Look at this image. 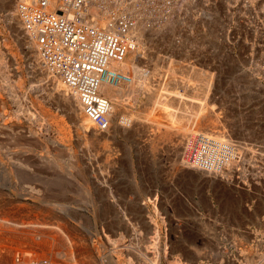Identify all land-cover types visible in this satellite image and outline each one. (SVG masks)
Wrapping results in <instances>:
<instances>
[{
	"label": "rangeland",
	"instance_id": "obj_1",
	"mask_svg": "<svg viewBox=\"0 0 264 264\" xmlns=\"http://www.w3.org/2000/svg\"><path fill=\"white\" fill-rule=\"evenodd\" d=\"M7 1L13 3L11 7L0 8V48H3L2 52H5L3 54L5 60H7L5 68L7 72L5 71L4 77L6 79L8 76L6 80L11 86L10 89L19 91L18 93L22 100L16 105L13 99L10 96L8 97L9 92L5 93V90H0V93L7 99L5 107L1 108L2 110L0 109V116L2 114L1 117H6L3 121H9L14 126H18L14 132V137L8 136L0 139V167L3 160L13 170L25 169L33 171L36 169L35 171H37L40 169L41 171H47L46 169L51 168L55 172L59 171L58 173L63 175H60V178L56 177L57 183L54 180L47 181L44 178L42 179L43 184L40 183L47 188L51 187V185L60 188V198L62 199L64 198L63 186H66L65 182L68 183L63 178L65 173L67 174V165L64 164H68L71 161L74 166L72 169L73 175L77 178L74 176V183H71L73 188L70 191L71 205L69 206L72 208L70 210H72L73 215L80 220L83 219V223L85 222V232H90H84V234L88 239L91 238L89 241H98L99 246L102 238L101 241L104 240L103 243L109 249H112L113 246L110 240L107 239L108 237L100 235L102 237L99 238L95 234L96 221L94 222L95 219L91 215V200H89L91 182L97 179L95 177L97 176L101 182L104 179L108 180L107 186L111 185L113 187L119 181L129 188L133 186L131 188L132 199H129V201H136L134 208L137 211L136 218H134L136 220H132L138 227L137 230L140 235L139 242H137L138 248L141 250L140 264H152L150 260L152 261L157 256H161L163 264H172L170 261L177 257L180 258V254L183 256V253H187L186 255L189 256L184 258V262H187V264H264V187L261 184L264 182V0H176L178 1V8L172 11L167 19L150 22L149 24L152 26H146L148 23L144 24L145 27L143 28L146 32H143V36L141 35L142 33H138V38L142 41V49L135 53L133 60L145 68L154 84H159L163 80L166 87H161V89L156 91V99L150 100L149 96L143 93L144 95L142 94L139 102L134 104H137L136 110L142 113L134 110L132 112L133 117L137 113L145 123L138 125L136 124L137 121L134 123L135 129L139 127V130H134L132 125L128 127L127 131H124L122 129L123 126L118 124L120 120H115L114 122L118 126H114L116 123L112 122L114 128H116H113V133L108 131L99 132L89 123L79 122L75 117L71 118V112L66 110L67 108L64 106L62 98L61 90L64 85L60 83L54 84L52 82L53 79L50 78L51 75L48 76V73H44L48 68L44 67L40 58L37 57L36 44H32L34 51L29 53L28 49H26L28 44H24V41L28 35L22 28L23 24L19 21L20 18L17 15L16 8L20 0ZM16 22L19 25L15 24V26H20L21 24L19 31L16 30L18 27L16 29L15 26L13 27ZM4 39L8 40L5 41ZM4 42L11 45L12 48H9ZM161 42L162 44H159ZM33 43H36V41ZM167 51L169 52L166 53ZM171 54L179 58V60L182 59L185 66L175 69L178 79L173 82V84L176 83L175 85L172 83L167 84L168 79H166V73L164 74L162 71L163 68H160L162 73H159L157 68L156 71L158 72L155 71V64L159 63L162 65L161 59H167ZM48 70L50 71V69ZM180 73L181 75H179ZM152 75L155 76L152 77ZM23 79L25 83L22 82ZM21 83H24L23 86L25 85V88L21 89L19 87ZM35 87L36 89H34ZM120 101L122 102L121 99ZM123 105L127 108H124V113L121 112L120 115H130L134 105L130 101L125 102ZM41 106H48L53 111L66 117L65 119L69 121L68 124L72 129V138L69 137L66 140L60 137L62 135L57 133L55 126H53L55 130L50 128V131H48L53 136L52 138L45 140L46 138L39 135L44 128V115L42 108H40ZM17 109H21L22 112L19 117H16V113L14 114L13 112H16ZM165 109L168 113H165ZM11 117H14V119ZM208 119L209 121L207 122ZM156 120L158 122L161 121V123L159 124ZM212 122L216 123V125ZM215 126L221 131L216 128L215 131ZM166 127L170 131L168 136L163 135ZM183 128L184 130L182 131ZM29 129L31 131L34 130L36 134L31 135L28 132L30 131ZM195 129L203 132L215 131L217 133L218 131L223 133L226 139L230 138L231 141H234V145L244 146L243 149H246L247 157L238 163L239 167L235 165L231 167L230 172L227 170L228 172L226 171L222 175L218 172L209 174V176L207 175L208 173L200 175L195 168H186L185 164L181 162V153L183 152L184 143L187 142L186 138L188 136L186 135ZM154 132L156 134L161 133L155 140ZM58 134H60L59 137ZM85 136L87 137L85 138ZM181 136L184 137L182 138ZM33 138L34 140H32ZM72 139L74 140L71 141ZM30 141L31 147L29 145L21 146L18 143L27 144ZM174 142H176L175 145L173 144ZM28 146L30 148L26 149L27 153L23 149ZM204 148L205 146H203ZM74 151L76 152L74 153ZM176 152H179L178 155ZM80 154L81 156H79ZM39 155L40 158L44 157V159H48L47 157L58 158L60 156L58 161L59 159L62 160L59 163L63 169L59 166L57 167L54 163L53 167L51 163L47 165L43 162L46 166L43 165ZM89 155L92 156L89 157ZM112 157H115V160ZM121 159L125 162L124 169L118 167L119 165L116 163ZM84 161L86 164H84ZM94 162L97 164H93ZM106 163L107 165L105 166L104 164ZM24 165L27 167H24ZM97 165L99 166L98 168H96ZM178 169L180 171H177ZM94 171L96 172L94 173ZM44 173L46 172L41 174L44 175ZM115 173L118 180L115 178V181H113L112 177ZM85 176H87V179ZM153 178L154 180H152ZM45 186L44 190L39 193L40 196L47 194L48 189H45ZM4 196L9 200L7 195ZM61 202L64 201L61 200ZM257 211L260 212L258 213ZM122 212L124 214V210ZM81 214L84 215L82 216ZM99 224L102 226L101 222ZM154 225L159 228L158 231L161 234L159 235V241L155 238ZM116 237L118 238L119 235L114 238ZM153 239L157 241H153ZM8 240L7 243L9 242L8 245L11 246L12 241ZM180 244L182 250L174 251L175 248L180 250ZM100 248L103 252V247L101 246ZM166 248L168 249L169 260L164 258Z\"/></svg>",
	"mask_w": 264,
	"mask_h": 264
},
{
	"label": "bare ground",
	"instance_id": "obj_2",
	"mask_svg": "<svg viewBox=\"0 0 264 264\" xmlns=\"http://www.w3.org/2000/svg\"><path fill=\"white\" fill-rule=\"evenodd\" d=\"M12 1V0H11ZM16 1V0H14ZM21 1V0H20ZM20 1L17 3V15L19 16L21 21L20 23L23 24V29L24 31H26V34L28 35V37L25 39V43L24 44H28L27 48L28 52H32L34 51L32 44H36L37 46V57L40 58V54H39V49H38V45L37 42L33 43L34 41H36L35 39H33L31 37V35L29 34V32L27 31L24 22L22 20V18L19 15V5H20ZM60 1H62L64 3L63 0H50V4L48 6V10L49 11H53L56 8V3L59 5ZM178 1L175 0L174 3H170V4H154V3H150V1L147 0H131L129 2H127V0H96L90 4H87V10L89 11V13L94 16V20H96V22L98 24H100L103 28H110L109 25H111V27H115L116 24L113 21V14H116L114 11L119 10L120 12H122V14L124 13H131L133 15V17L135 18V26L133 28V31L136 32L134 34H141L142 36L144 35L143 32L145 33L146 31H144V28L146 23V26H152L151 24H149L150 22H154L157 20H163V19H167L172 11H174L175 9L178 8ZM200 2V1H199ZM11 4L13 3H9L7 0H0V8H7V7H11ZM204 4V2H203ZM194 5V3H193ZM201 5V4H200ZM208 5V4H207ZM257 5V4H256ZM81 8H84V6L82 5ZM9 10V9H8ZM15 11V10H14ZM119 16V15H118ZM115 17V16H114ZM206 17V16H205ZM13 20V19H12ZM15 24H18L17 22L13 24V27L15 26ZM20 24V26H21ZM19 25V24H18ZM144 25V26H142ZM20 26H15V29L18 27L21 28ZM172 26V25H171ZM205 26V25H204ZM157 28V27H156ZM155 28V29H156ZM209 28V27H208ZM22 29V31H23ZM155 29H153V31H155ZM15 30V31H16ZM149 30V29H148ZM175 30V29H174ZM17 31V32H18ZM20 31V32H22ZM19 33V32H18ZM21 34V33H20ZM152 34V33H151ZM19 36V34H17ZM25 35V34H24ZM152 36V35H151ZM150 36V39H151ZM155 36V35H154ZM140 37V36H139ZM9 38V37H8ZM142 39V38H141ZM168 39V38H167ZM2 40V39H1ZM5 40V39H4ZM8 39H6L5 41H7ZM152 40V39H151ZM6 43V42H4ZM9 43V42H8ZM23 44V45H24ZM159 44H162L159 43ZM180 44V43H179ZM6 45L10 48H12L11 45L7 44ZM25 47V46H24ZM158 47V46H157ZM148 48V47H147ZM146 48V49H147ZM167 48V47H166ZM3 49V48H2ZM2 49L0 48V90L4 91L5 93H8V97L10 96L13 101L17 104H19L21 102V96L19 95V91H16V89L14 91H12L11 86H9V84L7 83L8 81L6 80L8 78L5 79V68L7 66V60H5L4 51L2 52ZM140 49H142V41L139 40L138 38V44L136 46V48L134 50H131L126 58L120 62V63H116L114 65V68L117 73L115 74V78L113 79H108L105 80L102 85H101V94L103 96H105L106 98H108L111 102V114H110V124H111V128L109 130H107L109 133H113V128L114 126H118L116 122H114L115 120H120L118 124H121L119 126H123L122 129H124V131H127L129 126H134V123L136 122V124H145L143 122L140 115L135 114L133 117V111L136 110V105H134L136 102H139L141 96L143 93L147 94L149 96L150 100L156 99L155 98V93L158 89H161V87L163 88L166 84L163 82V80L160 81L159 84L152 82L151 76L149 77V74L146 72L145 68L139 64H137L134 60H133V56L135 55V53H137ZM151 49V48H150ZM149 49V50H150ZM16 51V50H15ZM147 51V50H146ZM153 51V50H152ZM178 51V50H177ZM14 52V51H13ZM161 52V51H159ZM158 52V53H159ZM169 51H167L166 53H168ZM165 53V52H164ZM175 53V52H174ZM11 54V53H10ZM15 54V52H14ZM143 54V53H142ZM9 55V54H8ZM7 55V57H8ZM13 55V54H12ZM11 55V56H12ZM146 55V52H145ZM144 55V56H145ZM150 55V54H149ZM157 55V54H156ZM167 55V54H166ZM174 55V54H173ZM143 56V55H142ZM165 57V55H163ZM13 57V56H12ZM137 57V56H136ZM167 57V56H166ZM180 57V56H179ZM10 58V57H9ZM145 58V57H144ZM159 58V56H158ZM183 58V57H181ZM160 59V58H159ZM39 60V62H40ZM137 60V59H136ZM10 61V60H9ZM8 61V62H9ZM18 61V60H17ZM162 61V65H160L159 63L155 64V71L156 68L159 70L160 72V68H163L162 71L164 72L166 79H168L167 84H173V82H176L177 79V71H175V69H178L183 65V61L182 59L179 60V58H177L176 56H172L169 55L167 57V59H161ZM182 61V62H181ZM42 62V61H41ZM37 63V62H36ZM139 63V62H138ZM149 64V63H148ZM11 65V64H10ZM185 67V66H184ZM183 67V68H184ZM187 67V66H186ZM182 68V69H183ZM47 71L44 73H48V76L51 75L50 78L53 79V83L57 84L60 83L62 85H64V87L62 88L61 92H62V98H63V102H64V106L67 108L66 110H70V115L71 118L75 117V119L79 120V122H87L90 125H92L95 129H97L99 132V128L97 127V125L88 117V115L85 112V108H84V104L83 101L81 99V96L79 94V91L77 88L67 84L65 81H63V79L56 75L53 74V72L48 69H46ZM10 71V70H9ZM179 71V70H178ZM7 72V71H6ZM158 72V71H156ZM155 72V74H156ZM186 72V71H185ZM119 73V74H118ZM204 73V72H203ZM19 74V73H18ZM12 75V74H11ZM181 75V73L179 74ZM155 76V75H154ZM152 75V77H154ZM162 76V75H161ZM188 76V75H187ZM212 76V75H211ZM216 76V74H215ZM185 77V76H184ZM189 77V76H188ZM195 77V76H194ZM197 77V76H196ZM19 78V77H18ZM154 79V78H153ZM165 79V81H166ZM15 80V79H14ZM157 80V79H155ZM181 80V79H180ZM215 80V79H214ZM10 81V79H9ZM24 82V79L23 81ZM159 82V81H158ZM208 82V81H207ZM25 83V82H24ZM23 83V84H24ZM181 83V82H180ZM209 83V82H208ZM23 84L21 83V85L19 86L21 89L25 88L23 86ZM35 84V83H34ZM39 84V83H38ZM176 84V83H175ZM173 84V85H175ZM183 84V83H182ZM218 84V83H217ZM18 85V84H17ZM216 85V84H215ZM36 86V85H35ZM179 86V85H178ZM177 86V87H178ZM37 87V86H36ZM36 87L34 89H36ZM39 87V85H38ZM166 87V86H165ZM182 87V86H181ZM60 88V87H59ZM175 88V87H174ZM70 89V90H68ZM11 92H10V91ZM68 90V91H67ZM178 90V89H177ZM180 90V88H179ZM35 92V91H34ZM185 93V92H184ZM183 93V94H184ZM172 94V93H171ZM177 94V93H176ZM6 95V94H5ZM144 95V94H143ZM205 95V94H204ZM180 96V94H179ZM194 97V96H193ZM176 98V97H175ZM120 99L122 100V102L120 101ZM148 99V100H149ZM10 100V99H9ZM203 100V99H202ZM11 101V100H10ZM36 101V99H35ZM61 101V100H60ZM130 101V103H132L134 106H132L133 110L130 111V115L129 114H121V112L124 113L123 109L127 108L125 107L123 104L125 102ZM160 101V100H159ZM23 102V101H22ZM33 102V100H32ZM50 102V101H49ZM197 102V101H196ZM7 103V99L6 97L3 96V94L0 93V109L4 108L5 105ZM155 103V102H154ZM179 103V102H178ZM28 104V103H27ZM58 104V103H57ZM174 104V103H173ZM42 105V104H39ZM171 105V104H170ZM19 107V106H18ZM150 107V106H148ZM155 107V106H154ZM219 107V106H218ZM20 108V107H19ZM40 108H42L43 110V115H44V128L43 131L41 133H39L40 136H43L44 138H46L45 140H47V138H52L53 136L50 134V128H53V126H55V129L57 131V133H60L64 139H69V137L72 138V129L70 127V125L68 124L69 121H67L62 114L53 111L51 108H49L48 106H41ZM160 108V107H159ZM166 108V107H165ZM39 109V108H38ZM130 109V107H129ZM167 109V108H166ZM166 109L164 111H166ZM174 109V108H173ZM180 109V108H179ZM2 110V109H1ZM5 110V109H4ZM15 110V109H14ZM160 110V109H159ZM219 110V109H218ZM11 111V110H10ZM170 113V109L168 110ZM174 111V110H173ZM211 111V110H210ZM1 112V111H0ZM5 112V111H3ZM9 112V110H8ZM15 116L19 117L22 113L21 109H17V111H13ZM40 112V113H41ZM138 113H142L139 111H135ZM176 112V111H175ZM192 112V110H191ZM194 112V111H193ZM218 112V111H217ZM30 113V112H29ZM146 113V112H145ZM165 113H168L167 111ZM208 113V112H207ZM8 114V113H7ZM13 114V115H14ZM151 114V113H150ZM179 114V113H177ZM12 115V116H13ZM87 115V116H86ZM162 115V114H161ZM160 115V116H161ZM164 115V114H163ZM168 115V114H167ZM213 115V114H212ZM228 115V114H227ZM2 116V114H1ZM0 116V139L5 138V137H14L15 135V131L18 128V126H14V124L12 122H5L3 121V119H5L6 117H1ZM8 116V115H6ZM217 116V115H216ZM43 117V116H42ZM41 117V118H42ZM69 117V116H68ZM143 117V116H142ZM156 117V116H154ZM169 117V116H168ZM174 117V116H173ZM181 117V116H180ZM14 119V117H11ZM136 118H138L136 120ZM152 118V117H151ZM166 118V116H165ZM182 118V117H181ZM212 118V117H211ZM9 119V117H8ZM19 119V118H18ZM31 119V118H30ZM177 119V118H176ZM198 119V118H197ZM215 119V118H214ZM17 120V118H16ZM76 120V121H77ZM87 120V121H86ZM167 120V119H166ZM174 120V119H173ZM178 120L180 121V119L178 118ZM203 120V119H201ZM219 120V118H218ZM3 121V122H2ZM31 121V120H30ZM75 121V122H76ZM155 121V120H154ZM158 122V120H156ZM176 121V120H174ZM178 121V122H179ZM195 121V120H194ZM209 121V119L207 120V122ZM216 121V120H215ZM112 122L116 123L114 126L112 124ZM166 122V121H165ZM163 122V123H165ZM177 122V123H178ZM182 122V120H181ZM178 123V124H182V123ZM188 122V121H187ZM206 122V120H205ZM23 123V122H22ZM159 124L161 123L158 122ZM170 123V122H169ZM186 123V122H184ZM213 123V122H212ZM156 124V123H155ZM173 124V123H172ZM175 124V123H174ZM214 124V123H213ZM16 125V124H15ZM148 125V124H147ZM212 125V124H211ZM216 125V123L214 124ZM213 125V126H214ZM25 126V125H24ZM33 126V125H32ZM82 126V125H81ZM80 126V127H81ZM140 126V125H139ZM145 126V125H144ZM190 126V125H189ZM227 126V125H226ZM164 127V125H163ZM178 127V125H177ZM74 128V127H73ZM133 128V127H131ZM176 128V127H175ZM185 128V127H184ZM184 128L182 129V131L184 130ZM202 128V126H201ZM207 128V127H206ZM213 128V127H212ZM216 128V126L214 127V129ZM54 129V128H53ZM54 129V130H55ZM87 129V128H86ZM116 129V128H114ZM118 129V128H117ZM134 130H139V127H137L135 129V126L133 128ZM170 129V128H169ZM174 129V128H173ZM177 129V128H176ZM198 129V128H197ZM197 129L190 131L189 134H185L186 136H188L187 142L184 143L183 146V152L181 153V157H182V163L185 164V167L188 168H195V170L197 171V173H199L200 175H204L206 173H208L207 175L209 176V174H214V171H218L217 169L213 170H204L202 169V167L200 166V164L193 159V157L195 156L194 153L191 155V150L194 149V151H203L206 149V151L208 150H212V148H217L218 146H223V145H234V141L232 142L229 139H226V137H224V134L221 132H218L220 129L216 128L218 131L217 133L215 131H210V132H203L198 131ZM205 129V128H204ZM30 130V129H29ZM33 130V129H32ZM37 130V129H35ZM39 130V129H38ZM82 130V129H81ZM147 130V129H146ZM171 130V129H170ZM211 130V129H209ZM223 130V129H222ZM20 131V130H19ZM45 131V132H44ZM93 131V130H92ZM117 131V130H116ZM119 131V130H118ZM156 132V130H154ZM173 131V130H172ZM180 131V130H179ZM181 131V132H182ZM189 131V130H188ZM221 131V130H220ZM224 131V130H223ZM232 131H236V130H232ZM22 133H24L23 131H20ZM30 132V134H36V132L33 131H28ZM47 132V133H46ZM52 132V131H51ZM105 132V131H103ZM115 132V131H114ZM121 132V131H120ZM119 132V133H120ZM144 132V131H143ZM154 132V133H155ZM158 132V130H157ZM185 132V131H184ZM84 133V132H83ZM130 133V132H129ZM152 134V132H150ZM162 133V130H161ZM161 133H155L154 134V140L157 139L158 135ZM170 133V131L168 130V127H166V129L163 131V135L164 136H168ZM25 134V133H24ZM58 134V137L59 135ZM30 135V136H31ZM33 135V136H34ZM55 135V134H54ZM85 135V134H84ZM91 135V133H90ZM96 135V134H95ZM94 135V136H95ZM153 135V134H152ZM227 135V134H226ZM38 136V135H36ZM82 136V135H81ZM101 136V135H100ZM151 136V135H150ZM87 136H85L86 138ZM105 137V136H104ZM103 137V138H104ZM152 137V136H151ZM171 137V136H170ZM169 137V138H170ZM176 137V136H175ZM178 137V136H177ZM180 137V136H179ZM182 137V136H181ZM184 137V136H183ZM182 137V138H183ZM31 138V137H29ZM84 138V137H83ZM84 138V139H85ZM163 139V137H161ZM168 138V139H169ZM167 139V140H168ZM232 139V138H231ZM26 140V139H25ZM34 140V138L32 139ZM36 140V139H35ZM74 139H72L71 141H73ZM104 140V139H103ZM144 140V139H143ZM165 140V139H164ZM183 140V139H182ZM236 140V139H235ZM55 141V140H54ZM105 141V140H104ZM160 141V140H159ZM181 141V140H180ZM178 141V142H180ZM26 142V141H25ZM38 142V141H37ZM40 142V141H39ZM43 142V141H42ZM47 142V141H46ZM56 142V141H55ZM61 142V141H60ZM75 142V141H74ZM177 142V143H178ZM21 146H26L31 144V141L29 143H22V142H18ZM84 143V142H82ZM111 143V142H110ZM176 142H174L173 144L175 145ZM242 143V142H241ZM39 144V143H37ZM57 144V143H56ZM179 144V143H178ZM239 144V143H238ZM108 145V144H107ZM135 145V144H134ZM26 147L23 150H26L27 148L30 147ZM34 146V145H33ZM43 146V145H42ZM72 146V145H71ZM116 146V145H115ZM201 146V147H198ZM203 146H205V148L203 149ZM46 147V146H45ZM60 147V146H59ZM62 147V146H61ZM112 147V146H111ZM39 148V147H38ZM70 149V147H68ZM75 148V147H74ZM88 148V147H87ZM174 148V147H173ZM179 148V147H178ZM45 149V148H42ZM56 149V148H55ZM72 149V148H71ZM104 149V148H103ZM119 149V148H118ZM252 149V148H251ZM52 150V149H51ZM92 150V149H91ZM100 150V149H99ZM110 150V149H109ZM115 150V149H114ZM182 150V148H181ZM27 151V150H26ZM54 151V150H53ZM57 151V150H56ZM67 151V150H66ZM73 151V150H72ZM172 151V150H171ZM177 151V150H176ZM47 152V151H46ZM52 152V151H51ZM76 151H74L75 153ZM116 152V151H115ZM5 153V152H4ZM28 153V151H27ZM39 153V152H38ZM83 153V152H82ZM177 153V152H176ZM179 153V152H178ZM177 153V155H178ZM26 154V152H25ZM30 154V153H29ZM52 154V153H51ZM58 154V153H57ZM87 154V153H86ZM108 154V153H107ZM123 154V153H122ZM174 154V153H173ZM7 155V154H6ZM42 155V154H41ZM105 155V154H104ZM110 155V154H109ZM127 155V154H126ZM183 155V156H182ZM36 156H38L36 154ZM49 156V155H48ZM62 156V154H61ZM66 156V155H65ZM81 156V154L79 155ZM83 156V155H82ZM92 156V155H91ZM89 155V157H91ZM113 156V155H112ZM180 156V155H179ZM25 157V156H24ZM60 157V156H59ZM58 157V158H59ZM77 157V156H76ZM85 157V156H84ZM94 157V156H93ZM96 157V156H95ZM98 157V156H97ZM105 157V156H104ZM128 157V156H127ZM192 157V158H190ZM12 158V157H11ZM23 158V156H22ZM40 158V155H39ZM48 159H44V157L40 158L42 159L41 162L43 165L47 164L49 165L50 163L52 164L53 167V163L54 165L56 164L57 167H61V169H63L62 165L60 164L62 161L61 159L58 158H51V157H47ZM67 158V157H66ZM80 158V157H79ZM78 158V159H79ZM111 158V157H109ZM117 158V157H116ZM123 158V156H122ZM179 158V157H178ZM15 159V158H14ZM17 159V158H16ZM26 159V158H25ZM81 159V158H80ZM103 159V158H102ZM112 159L115 160V157ZM150 159V158H149ZM22 160V159H21ZM37 160V159H36ZM85 160V159H83ZM126 160V158H125ZM28 161V160H27ZM32 161V160H31ZM65 161V160H64ZM81 161V160H79ZM93 161V160H92ZM106 161V159H105ZM180 161V160H179ZM11 162V161H9ZM45 164H44V163ZM60 162V163H59ZM66 162V161H65ZM69 162V161H68ZM83 162V161H82ZM107 162V161H106ZM110 162V159H109ZM113 162V161H112ZM111 162V163H112ZM16 163V162H15ZM18 163V162H17ZM37 163V162H36ZM39 163V162H38ZM121 169H124V161L121 159L119 160V162H116ZM181 163V164H182ZM22 164V163H21ZM29 164V163H28ZM33 164V163H32ZM41 164V166H43ZM84 164L85 161H84ZM93 164H97V163H93ZM99 164V162H98ZM101 164V163H100ZM110 164V163H109ZM113 164V163H112ZM127 164V163H126ZM134 164V163H133ZM183 164V165H184ZM31 165V164H30ZM67 165L66 166V172L65 175L63 176L64 179H66L68 181L65 182L66 186H63L61 188H63L64 191V198H60L61 196V189L58 187H54L51 185V187H46L45 185V189H48V192L45 196H40L39 193H41L44 190V186L42 185L43 183V178L47 179V181L49 180H54L55 183H57V178L56 177H61L60 174L58 172L53 171L54 169H46L47 171H41L40 169H38L37 171L33 170V171H28V170H13L11 169L8 165H6V163L2 160L1 161V167H0V264H140V258H141V250L138 248V243L139 242V233H138V227H136L135 223L133 222L132 219L136 218V212L134 210L135 208V203L136 201H132L130 202L129 199L131 200V188L133 186H131L130 188L128 186H124L123 183H121L120 181L118 183H116L115 185H113V187H111V185H108V180H102L99 181L100 179L95 176L97 179H93L94 181L91 182L92 186L89 189V200H91V215L92 217L95 219L94 222L96 221V225L94 227L95 230V234L98 235V237H102L100 235L106 236L108 237L107 239L110 240L111 244H112V249H109L104 243L103 241L100 242L101 244L98 246V241L95 240H90L91 238H87V236L84 234L85 232V222L83 223V219H79L77 218V216L72 214V209L70 200H71V194L70 191L73 187L72 184L74 183L73 178L75 175H73L72 169L74 168V166L72 165V162L70 161V163L68 164H64ZM89 165H90V161H89ZM92 165V164H91ZM105 166L107 165L104 164ZM114 165V164H113ZM178 165V164H177ZM180 165V164H179ZM237 166L239 164H236ZM14 166V165H13ZM16 166V165H15ZM34 166V164H33ZM36 166V165H35ZM46 166V165H45ZM79 166V165H78ZM82 166V165H81ZM19 167V166H18ZM24 167H27L24 165ZM84 167V166H83ZM89 167V166H88ZM99 166L97 165L96 168H98ZM114 167V166H112ZM231 167H234L232 165H227V167L223 170H221L220 174H225L226 171L228 170L230 172ZM239 167V166H238ZM17 168V167H16ZM28 168H30L28 166ZM43 168V167H42ZM41 168V169H42ZM92 168H94L92 166ZM109 168V167H108ZM127 168V167H126ZM180 168V167H179ZM81 169V168H80ZM128 169V168H127ZM131 169V168H130ZM45 170V169H44ZM56 170V169H55ZM92 170V169H91ZM109 170V169H108ZM174 170V169H173ZM176 170V169H175ZM65 171V170H64ZM83 171V170H82ZM111 171V170H110ZM113 171V170H112ZM125 171V170H124ZM132 171V170H131ZM144 171V170H143ZM177 171H180L179 169ZM182 171V169H181ZM227 171V172H228ZM43 172H46L43 174ZM79 172V171H78ZM84 172V171H83ZM96 171H94L95 173ZM101 172V171H100ZM186 172V171H185ZM42 173V174H41ZM131 173V172H130ZM143 173V172H142ZM145 173V172H144ZM150 173V172H149ZM217 173V172H216ZM219 173V172H218ZM110 174V173H109ZM114 174V173H113ZM119 174V173H117ZM122 174V173H121ZM120 174V175H121ZM141 174V173H140ZM180 174V173H179ZM86 175V174H85ZM90 175V174H89ZM112 175V174H111ZM123 175V174H122ZM137 175V174H136ZM73 176V177H72ZM116 176V177H115ZM142 176V175H141ZM152 176V175H151ZM207 176V177H208ZM213 176V175H212ZM211 176V177H212ZM76 177V176H75ZM87 176H85L86 178ZM89 177V176H88ZM124 177V176H123ZM176 177V176H175ZM183 177V176H181ZM197 177V176H196ZM259 177V176H258ZM77 178V177H76ZM80 178V177H79ZM103 178V177H102ZM113 181H115L117 179V175L115 173V175L112 177ZM122 178V177H121ZM129 178V176H128ZM190 178V177H189ZM210 178V177H209ZM247 178V177H246ZM87 179V178H86ZM136 179V178H135ZM242 179V178H241ZM111 180V181H112ZM124 180V179H123ZM140 180V179H139ZM143 180V179H142ZM150 180V178H149ZM154 180V178L152 179ZM240 180V179H239ZM249 180V179H248ZM78 181V180H76ZM84 181V180H83ZM137 181V179H136ZM148 181V180H147ZM183 181V180H182ZM253 181V180H252ZM42 184H41V183ZM63 183V181H61ZM154 182V181H153ZM152 182V183H153ZM156 182V181H155ZM189 182V181H188ZM261 182V181H260ZM48 183V182H47ZM50 183V182H49ZM54 183V184H55ZM72 183V184H71ZM112 183V182H111ZM162 183V182H161ZM192 183V182H191ZM45 184V183H44ZM60 184V183H59ZM90 184V182H89ZM87 184V185H89ZM137 184V183H136ZM141 184V183H140ZM262 187H264V182L261 183ZM47 185V184H46ZM126 185V183H125ZM232 185V184H231ZM49 186V185H48ZM59 186V185H58ZM130 186V185H129ZM137 186V185H136ZM153 186V185H152ZM22 187V189H21ZM135 187V186H134ZM161 187V186H160ZM232 187V186H231ZM235 187V186H234ZM241 187V186H240ZM138 188V186H137ZM136 188V189H137ZM145 188V187H144ZM149 188V187H148ZM147 188V189H148ZM225 188V187H224ZM194 189V188H193ZM244 189V188H243ZM261 189V188H260ZM171 190V189H170ZM185 191V190H184ZM194 191V190H193ZM226 191V190H225ZM243 191V190H242ZM86 192V191H85ZM138 192V191H137ZM166 192V191H165ZM257 192V191H256ZM74 193V192H72ZM77 193V192H75ZM81 194V192H80ZM4 195H7L9 197V200L6 199V197ZM219 195V194H218ZM80 196V195H79ZM134 196V194H133ZM84 197V196H83ZM135 197V196H134ZM207 197V196H206ZM233 197V196H232ZM237 197V196H236ZM264 197V196H263ZM75 198V197H74ZM220 198V197H219ZM252 198V197H251ZM88 199V197H87ZM135 199V198H134ZM138 199V198H137ZM136 199V200H137ZM143 199V198H141ZM151 199V198H150ZM149 199V200H150ZM64 201V202H61ZM88 200V201H89ZM230 200V199H229ZM261 200V199H260ZM77 201V200H76ZM228 201V200H227ZM237 201V200H236ZM74 202V201H73ZM218 202V201H217ZM222 202V201H221ZM231 202V201H230ZM238 202V201H237ZM70 203V204H69ZM76 203V202H74ZM82 204V203H81ZM80 204V206H82ZM233 204V203H231ZM229 204V205H231ZM264 204V203H263ZM73 205V204H72ZM138 205V204H136ZM77 206V207H80ZM140 206V205H139ZM234 206V205H232ZM76 207V205H75ZM229 207V206H228ZM262 207V206H261ZM84 208V207H83ZM88 208V207H87ZM144 208V207H143ZM157 208V207H156ZM222 208V207H221ZM243 208V207H242ZM254 208V207H253ZM85 209V208H84ZM154 209V208H153ZM175 209V208H174ZM227 209V208H226ZM74 210V209H73ZM124 210V214L123 211ZM138 210V208H137ZM224 210V209H223ZM235 210V209H234ZM126 211V212H125ZM158 211V210H157ZM166 212H168L166 210ZM249 212V211H248ZM253 212V211H252ZM258 212V211H257ZM260 212V211H259ZM258 212V213H259ZM86 213V212H85ZM88 213V212H87ZM169 213V212H168ZM152 214V213H151ZM157 214V213H156ZM82 216L84 214H81ZM89 215V214H87ZM233 215V214H232ZM86 217V216H85ZM83 218V217H82ZM87 218V217H86ZM90 218V217H89ZM142 218V217H141ZM237 218V217H236ZM244 218V217H243ZM127 219V220H126ZM152 219V218H151ZM177 219V218H176ZM250 219V218H249ZM136 220V219H134ZM229 220V219H228ZM102 223V226L99 223ZM160 222V221H159ZM167 222V221H165ZM169 222V221H168ZM155 223V222H154ZM94 224V223H93ZM254 224V223H253ZM170 225V224H169ZM173 225V224H172ZM155 226V225H154ZM175 226V225H174ZM180 226V225H179ZM83 230H82V228ZM91 227V226H90ZM160 227V226H159ZM90 229V228H88ZM87 229V230H88ZM159 228H157V226L154 227L155 230V238L159 241L161 234H159L158 231ZM92 230V229H91ZM140 231V230H139ZM149 231V230H148ZM90 232V231H88ZM85 232V233H88ZM141 232V231H140ZM210 232V231H209ZM94 234V233H93ZM184 234V233H183ZM89 235V234H88ZM91 235V233H90ZM117 238H114L115 236H118ZM264 235V234H263ZM114 236V237H113ZM197 238V237H196ZM10 239V241H12L11 246L8 245L7 240ZM97 239V238H96ZM186 239V238H185ZM188 239V238H187ZM155 239H153L154 241ZM155 240V241H157ZM196 240V239H195ZM9 241V240H8ZM150 241V240H149ZM109 242V241H108ZM178 242V241H177ZM196 242V241H195ZM11 243V242H10ZM152 243V241H151ZM166 243V242H165ZM194 243V242H193ZM107 244V243H106ZM195 244V243H194ZM187 245V244H186ZM9 246V247H8ZM103 247L101 251L100 247ZM174 246V245H173ZM219 246V245H218ZM246 246V245H245ZM177 247V246H175ZM174 247V248H175ZM188 247V246H186ZM193 247V246H192ZM196 247V246H195ZM190 249V248H189ZM200 249V248H199ZM204 249V248H203ZM202 249V250H203ZM165 250V249H164ZM181 251V244H180V250L178 249H174V251ZM193 250V249H192ZM205 250V249H204ZM252 250V249H251ZM250 250V251H251ZM155 251V250H154ZM188 251V250H187ZM206 251V250H205ZM170 252V250H169ZM184 252V251H183ZM190 252V251H189ZM188 252V253H189ZM194 252V250H193ZM201 252V251H200ZM207 252V251H206ZM182 253V252H181ZM215 253V252H214ZM187 253H183L180 254V258H175L173 260H171L170 262L172 264H187V262H184V258L189 257L186 255ZM193 254V253H192ZM204 254V251H203ZM202 254V256H203ZM216 254V253H215ZM219 254V252H218ZM239 254V253H238ZM144 255V254H143ZM165 257L166 259H170L169 258V254H168V249L166 248L165 250ZM209 255V254H208ZM262 255V254H261ZM212 256V255H211ZM143 257V256H142ZM147 257V256H146ZM145 257V258H146ZM155 257V256H154ZM172 257V256H171ZM197 257V256H196ZM144 258V257H143ZM148 258V257H147ZM201 258V257H200ZM214 258V257H213ZM192 259V258H191ZM208 259V258H207ZM145 260V259H144ZM217 260H219L217 258ZM222 260V259H220ZM146 261V260H145ZM148 261V260H147ZM223 261V260H222ZM250 261V260H249ZM253 261V260H251ZM150 262L152 264H163V259L161 258V256H157L155 257L152 261L150 260ZM169 262V261H168ZM205 262V261H203ZM145 264V263H144ZM150 264V263H149ZM196 264V263H195Z\"/></svg>",
	"mask_w": 264,
	"mask_h": 264
},
{
	"label": "built area",
	"instance_id": "obj_3",
	"mask_svg": "<svg viewBox=\"0 0 264 264\" xmlns=\"http://www.w3.org/2000/svg\"><path fill=\"white\" fill-rule=\"evenodd\" d=\"M53 11L50 0H21L19 15L36 40L44 67L78 89L88 117L100 131L111 128V102L101 94L105 80L115 78L116 63L122 62L138 44L133 31L135 18L131 13L114 11L115 27L103 28L87 10L96 0H63ZM126 1V0H125ZM131 0H127L129 2ZM154 4H172L175 0H147ZM84 8H81V6ZM115 16V17H114ZM113 67V68H112ZM119 74V73H118ZM244 146L223 145L212 150L194 151L202 169L223 172L247 157ZM192 158V157H190Z\"/></svg>",
	"mask_w": 264,
	"mask_h": 264
}]
</instances>
